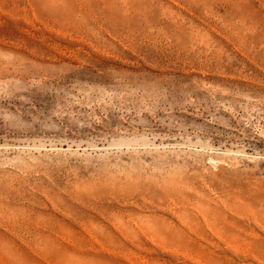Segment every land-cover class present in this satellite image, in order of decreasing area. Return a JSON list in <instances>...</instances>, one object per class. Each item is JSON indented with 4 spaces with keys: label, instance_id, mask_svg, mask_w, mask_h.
<instances>
[{
    "label": "rangeland",
    "instance_id": "374dc122",
    "mask_svg": "<svg viewBox=\"0 0 264 264\" xmlns=\"http://www.w3.org/2000/svg\"><path fill=\"white\" fill-rule=\"evenodd\" d=\"M0 264H264V0H0Z\"/></svg>",
    "mask_w": 264,
    "mask_h": 264
}]
</instances>
